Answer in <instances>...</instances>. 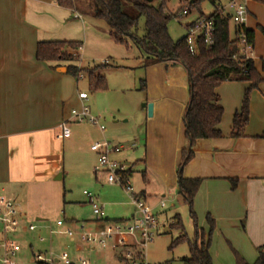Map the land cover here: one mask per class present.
<instances>
[{"label":"crops","instance_id":"obj_1","mask_svg":"<svg viewBox=\"0 0 264 264\" xmlns=\"http://www.w3.org/2000/svg\"><path fill=\"white\" fill-rule=\"evenodd\" d=\"M247 6L249 17L246 28L254 31L252 61L262 81L252 92L250 118L241 137L231 136L232 122L234 114L241 106L243 90L248 86V82H225L216 89L224 108L219 124L222 135L218 138L198 139L191 146L185 128V113L190 100L189 76L186 69L180 64L169 66L166 63L145 67V59L140 53L141 67L147 69L148 79L149 73L158 72L155 81H158L163 89L143 105L146 119V170L143 172L144 185L138 193L149 203L151 193L148 181L151 169L164 189L166 188L175 200L185 203L178 189V174L183 151L191 149L193 158L183 167L182 174L184 177L202 178L194 199V210L197 225L206 231L209 229L207 215L210 214L215 219L216 228L210 248L213 263V251H218L216 247L223 245V239L232 244L235 251L249 263L255 262L258 248L264 247V2L248 0ZM95 18H84L75 9L59 6L51 0H0V196H5L14 203L22 220L26 210L23 196L41 192L46 188V184L54 183L65 176V143L72 138V133L68 137L60 138L59 124L66 120L68 125L77 122L71 119L73 109L69 110L71 80L66 76L67 72L60 69L65 67V62L38 60L37 45L40 41H76L80 38L77 32L81 28L85 35L88 29L91 36L101 40L95 26L93 25L95 30H91V24H88V21H94ZM234 29L231 23L230 31L234 33ZM98 39H95V42ZM58 64L60 68H56ZM81 66L85 67L83 61ZM111 68L119 66H109L100 72L106 76V72ZM147 87L150 85L146 84ZM179 90L188 92V97L185 96L181 101L174 100L172 94ZM77 101L81 108L88 100L82 101L78 96ZM148 102L153 104L152 116L148 115ZM170 102L180 107V127L178 123L170 122L169 117L165 118L163 115L164 112L167 113ZM178 107L176 109L179 114ZM158 119L161 122L156 125ZM171 128L175 131L173 136H170ZM100 133L103 139L116 144L117 135L111 133L107 136V131ZM93 141L94 139L90 144ZM123 148L122 146L121 150ZM91 153L96 156L94 168L98 163L99 154L95 151ZM117 153L111 155L115 160ZM117 161L130 165L124 158ZM98 173L104 175L107 182L106 173L95 172L96 178ZM232 179L236 180L235 186ZM162 201L164 200H160L157 205L164 208L166 204L162 206ZM151 208L154 213V207ZM138 215L136 209L130 218L97 219L96 225L103 228L112 221H132ZM36 220L38 241L39 236L45 237V241H39V244H53L44 234H50L48 225L42 223L39 217ZM189 223L194 232L195 223L191 216ZM97 228L99 227H89L94 230ZM22 232L25 234L30 231L23 226ZM79 232L80 230L69 238L71 243H63L65 248L67 246L66 249L72 248L71 255L66 251L61 252L67 253L75 262L83 258L81 254L87 250L94 253L97 248L103 249L84 244L80 239L77 242ZM61 236L64 239L70 237L62 234ZM48 243L44 248L36 249L32 241H29L26 248L30 250L31 256L32 252L38 250L54 251ZM107 247H104L101 257L108 260L109 252L104 251ZM111 250V254L124 264L122 254L126 248L116 246L113 240ZM20 263L23 264L22 261Z\"/></svg>","mask_w":264,"mask_h":264},{"label":"rangeland","instance_id":"obj_2","mask_svg":"<svg viewBox=\"0 0 264 264\" xmlns=\"http://www.w3.org/2000/svg\"><path fill=\"white\" fill-rule=\"evenodd\" d=\"M191 1L168 0L167 2L166 11L172 16L168 23V30L171 37L175 40L187 35L188 29L186 26L200 17V12L193 7H190L188 13L182 18L177 17L182 12V9L189 6ZM157 3L155 1V4ZM129 5L125 3V6ZM201 9L203 14L210 15L214 11V6L210 2L205 1L201 4ZM85 11L84 9H79L77 13L84 18L93 16L91 13L86 14L87 12ZM88 24H91V30H95L93 28L95 26L98 30L97 35L101 40L98 37L91 36L88 29L87 35H85V31L82 28L79 29L77 35L80 38H77L76 41H81L83 46L79 50L80 58L75 63L82 67L81 61H83L86 67L96 63L107 62L110 65L119 66V68L108 69L106 72L107 88L98 91L90 90L85 73H82L83 76L79 78L66 73V76L71 80L69 86V97L71 99L69 110L80 109L77 101L79 92L83 91L88 94L89 99L86 105L89 107L91 114L99 118L100 123L106 128L107 136L114 133L117 135L115 143L124 147L120 153L115 154V157L117 160L119 158L127 159L130 163L128 166L132 170V176L129 178L130 183L138 193L140 187L144 185L143 172L146 170L144 162L147 150L146 119L143 105L147 103L150 97L156 96L158 91L163 89L160 86L161 84L155 81V77L159 73L156 71L149 73L148 79L147 69L143 66L141 67L139 49L131 40L127 44L115 41L109 33L107 23L103 19L95 18L94 21H88ZM144 28L145 18L141 17L137 30L139 35L144 34ZM231 36H234L232 31ZM95 39H98V41L95 42ZM142 79H146V84L150 85V87L142 89ZM243 91L242 100L245 90ZM171 92L173 93V91ZM185 96L188 97V92L185 93L181 90L172 94L174 100L177 99V101H181ZM167 98L169 99L170 97ZM176 107L178 106L170 102L167 113L164 112L163 115H165V118L169 117L170 122L178 123L180 127L182 115L180 117V107H178L179 114ZM160 122V119H158L155 124H160ZM68 126L72 133V138L65 143V176L61 180H55L54 183L46 184V188L41 192L23 196L26 210H24L22 216L26 222L22 220L21 225L26 226V223L38 224L36 218L39 217L42 219V223L54 229H58L56 221L59 219H62L65 225L74 230L75 233L81 230L82 226L87 229L89 227H99L97 229H101V225H96L98 221L92 206L88 202L87 195L84 194L85 191L91 192L99 203L104 205L106 217L112 220L130 218L136 207L131 203L129 195L119 186L106 182L104 175L101 173H98L96 178L95 169L93 168L96 156L90 151V143L93 139V143L103 140L104 137L101 135L99 128L87 121L84 123L71 122ZM171 129L172 134L170 136H173L175 131L174 128ZM152 147L153 144L151 149ZM149 174L150 179L148 182L151 196L148 204L154 207V214L158 221V232L154 239L144 248V260L148 264H182V258L190 254L189 246L187 242H181L170 249L172 241L180 234V230L171 228L170 225L175 221V216L179 215L189 236H192L193 228L189 223L191 216L189 207L186 203L175 200L168 190L164 189L162 183L157 179V175L151 169ZM38 186L43 187V185ZM163 193L165 196H163ZM160 200H164L166 204L164 208L158 207L157 204ZM21 230L16 235L23 248L22 252H20L19 260L23 264H36L32 260L30 250L26 248V243L32 241L35 248L40 249L44 248L48 242L39 244L37 239L38 230L25 234L21 233ZM44 234L49 240L53 241V244L52 242L48 244L49 246L51 244L55 254L64 251L70 254L72 248L66 249L67 246L65 248L63 243H71L69 242L71 237L64 239L58 232ZM78 241L79 238L77 237ZM222 243V246L216 247L218 251H213L214 264H236L235 247L224 239ZM111 245L112 242L104 250L106 253L109 252L110 257L108 256V260L101 257V252L104 248H97L94 253H90L87 250L81 256L89 259L92 264H123L111 254Z\"/></svg>","mask_w":264,"mask_h":264},{"label":"trees","instance_id":"obj_3","mask_svg":"<svg viewBox=\"0 0 264 264\" xmlns=\"http://www.w3.org/2000/svg\"><path fill=\"white\" fill-rule=\"evenodd\" d=\"M59 6L86 10L93 17L103 19L113 39L119 43L131 40L145 59L144 66L157 63L167 65H182L189 76L190 100L185 113L186 136L191 140V146L198 139L218 138L222 135L219 124L224 108L220 103L216 89L226 81H245L248 86L240 108L236 111L232 122L231 136L241 137L250 118V96L257 89L262 77L256 70L251 59L240 57V44L236 38H231V15L217 12L219 4L225 0H192L189 7L196 8L200 17L213 16L215 24L214 42L207 45L203 40L198 41V50L192 53L187 44V35L173 39L168 30L172 16L167 13L168 0H51ZM155 1L158 3L155 4ZM205 1L214 6L210 15L202 12L201 4ZM264 2V0H260ZM125 3L130 4L125 6ZM141 17L145 18L144 34L139 35L138 24ZM199 18V17H198ZM193 25L189 23L186 27ZM246 34L254 41V31L246 29ZM83 46L81 41H40L37 45L36 57L40 61L65 62L66 72L79 78L86 74L91 91L107 88L106 76L100 71L113 65L96 63L80 67L75 62L80 58L78 52ZM70 50V51H69ZM74 51H77L76 53ZM58 64L56 68H60ZM141 88L146 89V80H141ZM193 151L184 150L179 166L178 189L184 202L189 207L195 228L192 236L186 231L181 217L175 216L171 228L180 230V234L172 241L170 249L181 242H187L190 254L182 258V264H214L210 253L212 235L216 228L215 219L208 214L209 229L206 231L197 225L194 210V199L202 183V178L184 177L183 167L193 158ZM129 176L131 170H128ZM233 185L236 180L232 179ZM236 264H264V247L258 248V256L254 263L243 259L236 251Z\"/></svg>","mask_w":264,"mask_h":264},{"label":"built area","instance_id":"obj_4","mask_svg":"<svg viewBox=\"0 0 264 264\" xmlns=\"http://www.w3.org/2000/svg\"><path fill=\"white\" fill-rule=\"evenodd\" d=\"M248 0H226L218 5L217 12L221 14H230V22L237 30L236 38L240 44V57L244 60H252L254 43L246 34V24L249 17L247 6ZM190 7L182 9L177 17L182 18L188 13ZM187 44L192 53L198 50V41L203 40L207 45L214 42L215 24L213 16L199 17L193 22V25L187 28ZM83 75L80 74L79 77ZM79 98L87 101L89 96L86 92H79ZM71 119L77 122L88 121L97 126L102 132L106 131L104 125L100 123L98 117L91 114L89 107L83 104L80 109H73ZM61 133L60 138L70 136L71 131L68 126V120L59 124ZM91 150L99 154V160L94 167L95 172H105L107 182L122 188L130 197L131 203L136 207L138 216L132 221H112L101 229H87L83 226L78 233L82 243L93 247H107L110 242L115 240L116 246H123L126 250L123 252L124 264H148L144 260V248L154 239L158 230V221L152 208L146 202L145 197L137 193L130 183L128 174L129 167L111 157L113 153L120 152L121 145L113 144L107 139L97 141L91 144ZM88 197V202L92 206L97 219H106L104 205L100 204L97 198L89 191L84 192ZM164 206L165 202L162 201ZM21 216L14 203L5 196H0V226L2 228V238L0 239V264H21L19 260L22 246L16 235L19 234L21 225ZM54 229L47 226L50 233L66 236H74L75 232L65 225L62 219L56 221ZM38 226L34 223L26 225V230L36 231ZM127 237L132 240L129 241ZM39 241H45L44 236H39ZM32 260L36 264H92L88 259L80 258L75 262L67 253L55 254L54 251H34Z\"/></svg>","mask_w":264,"mask_h":264},{"label":"water","instance_id":"obj_5","mask_svg":"<svg viewBox=\"0 0 264 264\" xmlns=\"http://www.w3.org/2000/svg\"><path fill=\"white\" fill-rule=\"evenodd\" d=\"M152 1V0H149ZM62 71H66V67H61L60 68ZM145 105V104H144ZM147 109H148V115L152 116L153 115V104L152 103H148L147 104ZM191 141V140H190ZM58 178H60V176H58Z\"/></svg>","mask_w":264,"mask_h":264}]
</instances>
